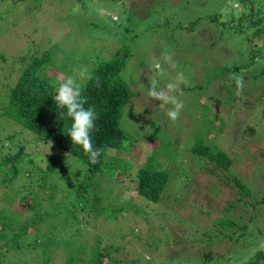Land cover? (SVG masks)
<instances>
[{
    "label": "rangeland",
    "instance_id": "1",
    "mask_svg": "<svg viewBox=\"0 0 264 264\" xmlns=\"http://www.w3.org/2000/svg\"><path fill=\"white\" fill-rule=\"evenodd\" d=\"M37 1L0 0V95L3 97L19 72L17 57L24 53L39 57L48 47L56 45L57 56L56 50H52L57 58L73 53L77 58L90 60L95 54L105 55L108 43L114 40L129 51L124 71L133 94L121 124L138 141L133 143L135 151L142 149L139 162L165 140L174 149L195 137L204 138L200 129L209 134L205 138L207 143L225 150L233 159H236L233 149L240 148L243 126H255L262 143H257L242 163L232 167L245 172L242 179L249 187L248 194L213 188L214 174H205L204 166L184 152L175 162L176 170L181 168L182 172V167L190 166L191 171L180 175L176 170L171 171L160 195L162 203L154 202L150 210L133 186L130 191L120 193L119 186L125 178L120 177L116 184L115 178L100 173L93 178L94 185L83 189V196H55V191L51 193L45 186L40 187L44 196L39 192L36 199H41L40 206H33L30 194L40 181L44 157L57 149L42 140L34 146L29 144L25 149L27 157L36 156L38 161L22 164L17 177L9 176L8 170L0 167V222L8 216L21 221L34 217L36 229L22 239V244L9 235L0 240V254L10 258L4 264H67L69 253L83 258L75 264H92L90 254L106 249L109 244L115 248V258L135 260L136 264H245L254 251H264V155H258L264 148L261 140L264 122L257 121L264 109V0ZM164 22L168 28L160 27ZM165 50L173 54L175 67L161 58ZM80 68L82 63H77L71 71ZM178 73H183L184 79L171 94L183 101L184 107L179 119L173 121L165 114L172 105L164 112L160 106L155 111L146 98L149 78H155L158 88L165 89L168 83L176 82ZM38 75L48 77L52 84L63 76L51 63L41 67ZM236 76L244 80L239 94ZM151 104L157 105L154 100ZM157 120L159 126L155 127ZM0 128V140L8 135L18 142L34 140L33 133L18 124L5 121ZM247 141L248 138L244 143ZM238 151L241 155V150ZM13 152L12 149L0 152V158ZM192 160L196 165H191ZM185 178L188 187L183 183ZM200 187H206V192ZM197 192L200 195L195 196ZM202 193L212 198V205L203 201ZM201 204L209 212L201 210ZM102 205L122 209L112 212L116 215L112 219L109 213L98 210ZM211 206H215L213 213ZM145 216L151 219L150 232L159 238L158 245L146 230ZM182 218L184 226L192 225L191 237L160 231L157 227L158 223L176 226ZM219 220L229 222L226 234L231 239L226 237L221 248L217 241L209 244L207 248H212L213 257H196L197 253L205 254L207 239L217 233L209 230ZM37 230L45 235L53 232L57 237L45 243V236H34ZM151 239L154 243L151 247L143 244ZM18 243L21 247H17ZM145 255L150 259L146 260ZM101 256L102 264L111 263L102 253Z\"/></svg>",
    "mask_w": 264,
    "mask_h": 264
},
{
    "label": "trees",
    "instance_id": "2",
    "mask_svg": "<svg viewBox=\"0 0 264 264\" xmlns=\"http://www.w3.org/2000/svg\"><path fill=\"white\" fill-rule=\"evenodd\" d=\"M16 1L18 0H14V2ZM39 1L40 0L37 2L39 3ZM160 27L168 28V23L164 22ZM125 47L127 46L115 43L114 40H112L108 43L107 49H105L107 52L105 55L95 54L90 60H85L83 56H81L82 58L79 57V59L76 57L77 55H73V53L63 54L61 58H57V49H54L56 45L48 47L39 57H29L26 53L17 57L16 61H18L20 65L17 64V66L19 65L17 68L19 72H17L16 80L13 86L8 88L5 92L4 97L0 95V126H3L5 121L18 124L33 133L32 138H34V140H19L18 142L14 141L9 135L4 136L0 140V152L7 153L10 149L14 150V152L0 158V167H5L8 170L9 176L17 177L22 164L26 163V161L33 163V161L38 159L36 156L27 157V152L25 151L27 145L33 144L29 146H34L42 140L45 143H51L56 146V153L44 157L45 166L40 175V181L30 194L33 198L32 205L37 207L40 206L39 203L41 200L40 198L36 199V195L41 192L40 187L43 188L45 186L51 193L55 191V196L61 195L70 197L73 194H76V196H83V189L94 185L92 184L93 178L97 173H100L115 178L116 184L119 182L120 177L125 178L126 181L122 182L119 186L120 193L130 191L131 186H133L137 195L144 199L145 202L147 201V206L150 210L152 209L150 205L154 202L162 203L163 197L160 195L165 191L166 184H168L169 173L177 169L175 162L178 161L184 152H187L189 158L192 157L193 160L196 161L195 163L199 162L201 167L204 166L205 174H214L216 180L211 184L213 188L219 190H221V188L224 190L233 189L235 193L248 194L250 192L249 187L243 182L244 179H242L245 172L243 170L237 172V170H233L232 167L234 164L242 163L245 155L251 152L257 143H262L258 140V137L262 136L258 133L257 128L249 124L248 126H243L244 134H242V138H240L239 141L240 148L238 149L236 147L233 149V153L236 154V159L231 158L225 150L207 143L205 138H207L209 134L204 132L203 129H200L204 138L199 139L195 137L189 142L178 144L174 149H172L165 140L163 145L154 147L151 153L145 157L144 161L142 160L143 162H139L140 154L143 153L141 152L142 149L135 151L134 147L136 144L133 143H138V141L128 133L121 124L124 110L133 94L130 85L126 81V71H124L129 53ZM52 49L56 50V56ZM46 63H51L58 67L64 77L72 74L71 68L77 63H82V68H86L88 72L91 73V80L80 81V83L83 88L82 94L87 98V103L84 105L85 108L92 107L97 114V119L95 121L96 127L92 132L93 145L94 147L102 148L104 151L96 164H92L82 146L73 144L70 137L67 135L72 121L67 117L66 109L59 108L53 99L56 95L57 87L64 77L62 76L56 84H52L49 82L48 77L39 76V69ZM97 78H99V86L96 85ZM150 79L151 78H149V80ZM149 100L151 107L156 111L159 108L160 101L151 98H149ZM152 100H154L157 105H152ZM165 109L166 108L163 109V112ZM157 117L158 120H160L158 115ZM147 118L149 117L147 116ZM158 120L154 122L155 127L159 126ZM257 121L264 122V109ZM24 129H22V131H25ZM237 134H234L235 138H237ZM24 135L27 136L26 131ZM246 138H248V141L244 143ZM22 139L24 138L22 137ZM261 140L264 142V139L261 138ZM5 141L6 144L4 145L3 143ZM156 144L157 143H155V145ZM238 150H241V155ZM133 152L135 153L132 154ZM159 153L161 157H159ZM258 155H264V148L263 152H260ZM67 157H70L71 160H67ZM66 160L67 162L65 163ZM194 161L191 165H196ZM244 164L245 163H243V165ZM32 166L33 164H31V168ZM247 166H250L248 162ZM180 169L181 168L176 170L178 171V175L181 173L187 174L191 171L190 166L182 167V172H180ZM133 176L134 179H131ZM183 183L186 187L189 186V181L186 178L183 180ZM206 187H200V189L206 192ZM179 191L183 192V190ZM206 194L207 193H202L203 201H210L209 204L212 205V198H209V195ZM198 195H200L199 192H197L195 196ZM42 196H44L43 193ZM85 205L83 207H85ZM201 207V210L206 209L209 212V209H207L205 205L201 204ZM223 208L224 207H221V209ZM121 209L122 208L116 206L112 208H105L103 205L98 207L100 212L104 214L109 213L112 219L116 218V215H113L112 212L118 213ZM214 210L215 206H211V213H213ZM59 212V210L55 211L57 217ZM144 218L147 223L146 230L150 233L156 245H158L159 238H156V236L152 235L150 232L149 224L151 225V219L147 218V216ZM224 221L225 220L216 221L213 223L212 229L209 228V231L215 230L217 233L213 238L207 239V245H204L205 254L201 255L202 253H197L195 255L196 257H213L212 248H207L209 244L213 243V241H217V246L221 248L223 242L225 243V238H230L229 234H226V230L229 228V222L226 221L224 223ZM182 222H185L184 218L179 219L176 226L168 227L158 223L157 227L160 231L167 230L172 233L174 231L177 235H183L185 238L194 235L190 229L192 225L184 226ZM0 223V232L2 233L0 235V240L9 235L15 240H18L17 242L21 244L22 239L27 238V235L31 233L33 234L36 229V219L34 217H25V219L21 221L18 217L8 216ZM56 225L57 224L54 223V229ZM198 233L199 232H197V234ZM34 236H45L43 242H45V240L51 242L57 237L53 232L45 235V233H40L38 230L37 235L35 234ZM19 243L17 247H21ZM36 244L39 245V241H36ZM143 244L146 246L150 245L151 247L154 243H152L151 239L149 242L147 240L146 242L144 241ZM25 247H29L28 244H25ZM119 247L122 246L120 245ZM105 248L106 249L98 253L92 252L90 254V263L102 264V253V255L109 258L111 262L106 264H136L135 260L131 261L124 258L120 261L115 258L113 256L115 248L112 244L107 245ZM8 256L9 255L0 254V264H4L7 259H10ZM195 256L191 257L196 258ZM81 259L83 258H78L77 253H69L67 264H75ZM81 262H84V260ZM157 264H162V262ZM245 264H264V251L260 249L254 251L251 256L248 257Z\"/></svg>",
    "mask_w": 264,
    "mask_h": 264
},
{
    "label": "clouds",
    "instance_id": "3",
    "mask_svg": "<svg viewBox=\"0 0 264 264\" xmlns=\"http://www.w3.org/2000/svg\"><path fill=\"white\" fill-rule=\"evenodd\" d=\"M161 58L171 66L175 67V61L173 54L167 50L162 52ZM159 67V63L157 64ZM91 73L86 68L74 69L72 74L65 76L59 83L54 101L59 108L66 109V115L72 121L67 135L70 137L73 144H79L82 146L86 155L89 156V160L92 164L98 162L99 157L104 151L102 148L94 147L92 132L95 129V121L97 114L92 107L85 108L87 98L83 96V88L80 81L91 80ZM175 83H168L165 89H159L155 78L150 79V88L147 94L146 103L149 98L159 100L160 107L166 108L168 105H172L171 108H167L166 116L175 121L179 118L181 110L184 107L183 101H181L173 93L178 87L180 82H183V73H178ZM237 94L242 91L244 87V80L242 76H236ZM96 85L99 86V78L96 79ZM146 260L150 259L145 255Z\"/></svg>",
    "mask_w": 264,
    "mask_h": 264
}]
</instances>
